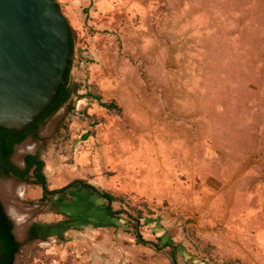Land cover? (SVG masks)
<instances>
[{"label":"rangeland","instance_id":"rangeland-1","mask_svg":"<svg viewBox=\"0 0 264 264\" xmlns=\"http://www.w3.org/2000/svg\"><path fill=\"white\" fill-rule=\"evenodd\" d=\"M57 1L74 57L92 60L70 77L87 79L122 112L94 102L95 119L71 117L70 101L47 121L40 133L66 112L42 156L50 189L77 179L126 195L111 206L141 210L145 239L174 242L179 264H264V0ZM120 169L154 198L119 192L120 182L110 188ZM40 196V187L25 185L24 200ZM50 201L58 208L36 222L64 221L62 240L49 234L43 246L41 238L22 244L21 263H92L95 238L82 241L81 219L96 218L97 196L76 185ZM111 232L116 241L134 238Z\"/></svg>","mask_w":264,"mask_h":264},{"label":"water","instance_id":"water-1","mask_svg":"<svg viewBox=\"0 0 264 264\" xmlns=\"http://www.w3.org/2000/svg\"><path fill=\"white\" fill-rule=\"evenodd\" d=\"M72 41L70 22L57 0H0V127L23 131L47 112L67 82L74 60ZM65 114L55 118L38 139L28 138L17 146L13 159L20 167L27 153H39L42 159ZM12 177L0 178V202L14 223L16 239L26 244L34 240L27 230L37 223V214L58 207L50 201L52 194L45 202L24 200L30 182L14 180L18 178L14 172ZM37 224L44 234L62 240L64 221ZM46 236L40 237L41 246L48 244ZM13 264H22L19 253Z\"/></svg>","mask_w":264,"mask_h":264},{"label":"trees","instance_id":"trees-1","mask_svg":"<svg viewBox=\"0 0 264 264\" xmlns=\"http://www.w3.org/2000/svg\"><path fill=\"white\" fill-rule=\"evenodd\" d=\"M72 45L74 47L73 41H72ZM87 60H88V64L89 62L92 61L90 59ZM70 72H71V68L68 70L66 75L67 82L63 84L62 87L60 88V92L57 98L55 99V101L48 108L47 112L42 116H40L32 125H30L28 128H26L23 131L0 127V161L10 164V157L14 152L15 146L19 143H22L30 135H33L35 139H38L39 128L42 127L44 124H46L48 118L54 116L62 107H64L70 101L71 103H70L69 115L71 117L80 115L86 117V119H91V118L95 119L96 114L89 113V109L91 108V103L95 104L94 102H96L98 106L108 110L109 112H113L115 114H120L122 112V108L116 100L114 99L105 100L102 94L97 93L96 89L93 87V84L87 83L88 82L87 79L78 82V78L73 79L70 77ZM86 98L91 103H87V104L81 103V100ZM75 120L76 119H73L71 124H73ZM96 121H94L93 124H97ZM58 135L60 137L63 136L62 130L58 132ZM39 156H40L39 154H36V155H31L29 157L31 158L29 162V166L24 172H26L30 168H35V173L30 175V177L32 178L28 182L32 183L34 186H38L41 188L40 200L42 202H45L50 198L49 197L50 193L55 194L56 192L57 196L62 198L63 195L66 192H68L70 189L73 190L74 186L81 185L88 192L95 194L97 198L103 199V201L106 204L105 214L109 218V222H102L101 220L94 218L92 221L87 220L85 224H89V225L92 224V226L94 227H107V226L120 227L123 233L134 237L137 244H141L143 246H148L150 248H154L158 250L159 249L164 250L171 264H179L177 257L178 255L177 246L174 242L167 240L165 242H162L163 236L161 235L157 237V241H151L145 239V237L143 236L140 230L142 225L141 220L144 218L142 216L141 210H138L137 215H135L132 212L129 213L128 211H124V209L115 210L111 206V204L115 202H120V204L122 205L127 200L126 195L117 194L110 190L97 187L89 181L77 180V179L69 182L68 184L60 188L50 189L49 185L51 184V182L48 181L47 175L45 173L46 164L45 161L42 160ZM0 168H5V170L7 171L6 175L10 176L7 167L2 165V163H0ZM59 201L62 205L64 204L68 205L69 202L66 200L63 202V199ZM73 203H76V205L74 206L75 208L78 207L77 202L74 201H71L70 205ZM92 212L94 211L92 210ZM123 212L126 213L125 217L122 215ZM98 215L99 216L102 215V212L100 211ZM111 219H113L115 223L119 221V224L110 222ZM149 220L148 222H150ZM30 234L31 236L36 237V239L40 238L38 229L34 226L31 227ZM23 249L24 246L21 244L20 241L16 239V236L14 234V223L8 217L6 209L4 208L2 202H0V264H13L16 253L22 254L24 252ZM24 264L26 263L24 262Z\"/></svg>","mask_w":264,"mask_h":264},{"label":"crops","instance_id":"crops-1","mask_svg":"<svg viewBox=\"0 0 264 264\" xmlns=\"http://www.w3.org/2000/svg\"><path fill=\"white\" fill-rule=\"evenodd\" d=\"M81 103L87 104L91 103L87 98L81 100ZM96 104L91 103V108L89 109V113L95 114L96 113ZM74 129L80 127V123L75 121L73 124ZM134 175L132 173H127L125 169H120L119 173L113 176V183L109 186L110 188L117 187V183L120 182V188L117 187V190L120 192H133L134 190L137 191V195L140 198H154L153 193L145 190L143 193H140L137 189L138 182L134 181ZM115 187V188H116ZM159 198L163 197V194H158ZM157 195V196H158ZM164 198V197H163ZM96 207V212H102V215L95 214L93 216H96V219L101 220L102 222H109L108 216H106V204L103 201V199L98 198V203ZM87 219H81L82 224L84 225L87 221ZM86 221V222H85ZM117 221V220H116ZM110 222L115 221L113 219L110 220ZM115 224H119V221ZM85 234L82 237V241L87 245L89 238H95L93 250H94V261L88 264H99L96 260L97 252L99 250H105L107 253H103L102 255L106 256V264H171L170 260L167 258V254H165L164 250H158V249H151L149 247L143 246L141 244H137L134 238H131L129 236H124L123 234H119L118 241L113 240L111 238V230L112 228L117 229L116 226H107V227H94L92 224H85ZM90 228V229H88ZM106 235L105 237H99L98 235ZM264 234V233H263ZM263 234L258 233L259 244L262 245L261 251L264 252V241H263ZM160 236V235H158ZM92 248V247H91ZM90 248V249H91ZM164 251V252H163ZM108 255V256H107ZM110 255V258H109ZM142 255L144 258L140 257ZM264 258V254H262ZM102 263V264H105ZM185 264H207L205 261H199V260H193L188 261Z\"/></svg>","mask_w":264,"mask_h":264},{"label":"flooded vegetation","instance_id":"flooded-vegetation-1","mask_svg":"<svg viewBox=\"0 0 264 264\" xmlns=\"http://www.w3.org/2000/svg\"><path fill=\"white\" fill-rule=\"evenodd\" d=\"M49 119V118H48ZM61 124V122L59 123V125ZM40 129H41V127L39 128V136H40ZM31 139V140H36L35 138H34V136L33 135H30V136H28L25 140H27V139ZM24 140V141H25ZM19 144H21V143H19ZM19 144H17L16 146H15V149H14V152H13V154H12V156L10 157V164H8V163H6V162H4V163H2V165H4L5 167H7V169H8V173L10 174V176H7L6 175V173H7V171L5 170V168H0V171H1V173H0V178L1 179H3V180H7V179H10V178H13L12 177V172H14V173H16L17 174V176H18V178H15L14 180H16V181H20V180H24V181H29L32 177H30V175H32L33 173H35V168H30V169H28L26 172H24L27 168H28V166H29V162H30V159L31 158H29L31 155H36V154H39V153H27V154H25V156L23 157V160H22V166L20 167L15 161H14V159H13V156H14V154H15V151H16V149H17V146L19 145ZM40 155V154H39ZM40 157V156H39ZM41 158V157H40ZM1 162H3V161H0V163ZM56 193V192H55ZM50 194H53V193H50ZM76 221V220H75ZM32 226H34V227H36L37 229H38V232H39V237H41L42 235H44V236H46L47 234H44L43 233V228H42V226H40V225H38L37 223H34V224H31L30 226H29V228H28V230H27V235L30 237V238H32V239H36V237H34V236H31V234H30V229H31V227Z\"/></svg>","mask_w":264,"mask_h":264},{"label":"built area","instance_id":"built-area-1","mask_svg":"<svg viewBox=\"0 0 264 264\" xmlns=\"http://www.w3.org/2000/svg\"><path fill=\"white\" fill-rule=\"evenodd\" d=\"M88 67V60L84 56L77 55L74 57L72 67H71V74L76 77L77 74L82 71L83 69H86Z\"/></svg>","mask_w":264,"mask_h":264}]
</instances>
